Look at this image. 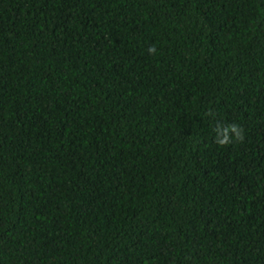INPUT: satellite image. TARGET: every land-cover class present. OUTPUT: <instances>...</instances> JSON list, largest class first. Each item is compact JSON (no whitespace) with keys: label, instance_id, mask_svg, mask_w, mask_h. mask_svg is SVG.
<instances>
[{"label":"trees","instance_id":"16d2710c","mask_svg":"<svg viewBox=\"0 0 264 264\" xmlns=\"http://www.w3.org/2000/svg\"><path fill=\"white\" fill-rule=\"evenodd\" d=\"M0 264H264V0H0Z\"/></svg>","mask_w":264,"mask_h":264},{"label":"clouds","instance_id":"9594fccd","mask_svg":"<svg viewBox=\"0 0 264 264\" xmlns=\"http://www.w3.org/2000/svg\"><path fill=\"white\" fill-rule=\"evenodd\" d=\"M150 51H152L150 49ZM229 131H232L236 134V139H240L242 137V132L241 130L238 128V126H231L229 129ZM225 139L227 140V137H225ZM217 143L220 144V145H223V141H220V140H217Z\"/></svg>","mask_w":264,"mask_h":264}]
</instances>
